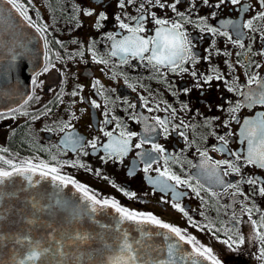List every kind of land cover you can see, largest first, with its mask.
Returning a JSON list of instances; mask_svg holds the SVG:
<instances>
[{
    "label": "snow or ice",
    "instance_id": "6c2138e0",
    "mask_svg": "<svg viewBox=\"0 0 264 264\" xmlns=\"http://www.w3.org/2000/svg\"><path fill=\"white\" fill-rule=\"evenodd\" d=\"M117 2L121 14L115 16V21L120 34H106L105 39L110 42V50L100 53L96 46L97 42L92 41L83 51L78 47V55L81 58L85 52L89 53L94 63L104 66L102 72L110 73L112 79L123 76L126 84L129 77L112 61L113 57L119 59L120 65L129 68L132 66L131 62L137 60L140 65L148 67L153 78L157 79L163 78L166 72L176 75L188 74L194 80L193 88L197 89L211 86L214 80L223 81L228 92L240 95L247 101V105L239 101L235 103L228 101L229 107L226 109L223 105L217 106L220 111L228 114V119L223 123L224 128H230L233 120L240 123L235 113L241 107L256 104L264 106V76L254 70L264 65L255 60L250 61L249 65H242L249 77L247 92L240 87L239 78L235 76L236 64L240 62L241 57L249 53L252 56L264 57V43L261 44V50L253 51L252 47L246 46L243 39L248 36L249 44H254L258 39L264 41V0H255L254 4L248 0H217L215 3L212 0H117ZM5 4L10 6V9H5ZM180 4L185 5L184 10L179 9ZM222 6H233V11H236L238 6V18L225 19L220 27L210 25L209 16L215 19L217 12L223 10ZM204 7L212 11L206 16H200L199 11ZM129 8H135L137 14H131ZM156 8L164 14H158L154 11ZM9 10L18 16L26 27L38 34L44 43V59L47 62L42 68L34 69L30 78L33 94L26 96L18 107L0 110V121L26 117L34 122L53 113V108L47 105L42 113L38 110L32 114L26 110L30 102L34 103L40 99L36 95V89L42 87L39 77L54 69L56 62L63 61L64 57L59 51L54 56L50 55L52 53L50 25L41 22L33 0L26 2L0 0V24L7 22L5 13ZM165 10H170L173 17H169ZM78 13L88 17L97 15L94 24L97 30L104 27V22L108 20L105 12L96 14L93 9H83L79 4L73 3L72 16L69 20L74 22V27L80 24ZM240 17H243V22ZM147 24H151L152 27H147ZM188 25H191L194 31L210 37L205 55L201 56L195 50L196 45L186 28ZM228 29L236 34L235 39ZM219 37H223L226 43L240 50L236 61L230 59L233 56L232 52L222 51L216 47ZM73 43L79 46L78 41ZM51 44L66 48L64 42L60 40H52ZM218 55L229 58L225 63L231 69L227 74L232 76L231 80L226 78L225 73L217 65L212 64V58ZM23 57L31 58L28 44L22 42L14 31L10 32L8 37L0 31V64H5L6 61L4 71H13L18 58ZM68 59L75 60L76 56L69 53ZM201 60L208 64L204 70L196 68ZM128 86L132 87L130 84ZM91 88L94 89L95 95L103 97L105 101L103 105L105 127L99 131L107 137L106 144H102L99 137L84 140L83 137L74 134L73 121L78 117L72 112L71 119L56 122L65 136L60 145L54 146L55 150L46 149L48 160L38 156L23 159L9 148L0 146V264H223L211 247L200 243L196 236L187 234L186 230L163 221L155 214L130 209L115 198L103 197L64 172L66 167H78L101 176L100 169L93 170L83 160L59 158L61 154L66 155L67 150L76 153L77 156H88L90 153L86 148L95 153L101 150V146L105 155L100 159L105 164L109 161L123 163L130 151L140 150L138 156L139 163L143 165L142 171L145 174L155 171L160 177L157 179L148 175V182L161 192L171 191L177 201L171 206L188 217L193 227L201 231L208 230L231 252L239 251L246 243L257 247L256 258L260 264H264V209L260 208L254 199L257 196L264 198V177L257 178L243 172V169L249 166L264 170V112L243 121L239 135L242 137L241 144L247 142L246 151H233L228 147L234 135L231 131L217 135L211 130L220 117H212L210 120L206 118L203 123L210 129L209 135L217 141V144L207 148L189 139L186 130L195 128L196 125L179 115L180 112L190 110L187 104L181 102L180 108H176L166 100H161L152 107L150 97L141 96L142 107L149 113L144 115L136 111V104L123 100L122 102L127 105L125 111L133 110L130 112V118L143 125L141 136L140 133L129 131L127 124L119 116L110 114L109 104L114 105L116 101L110 99L108 89L98 78ZM167 88L174 96L180 94L170 81H167ZM132 90L136 91V88L132 87ZM82 91L83 88L77 86L76 90L68 94L73 98V103H88L92 108L101 109L100 102L81 96ZM191 91L192 88H185L183 94L187 95ZM0 95H4L2 89ZM77 97H80L79 101L76 100ZM62 102V95H58L53 104ZM159 112H165L167 115L162 118L156 114ZM113 124V130H106L108 125ZM44 130L53 131L52 128ZM156 134L163 135L165 139L173 134L182 138L187 147H195L200 163L193 164L186 157L181 159L179 154L170 153L154 141L153 137ZM137 138L138 142L133 144V140ZM203 142L201 137V143ZM40 150H44L42 146ZM209 151L225 155V158L215 160L209 155ZM154 165L157 167L154 168ZM177 165L180 169H184L185 165L199 169L202 175L222 189L217 192L205 188L196 181L199 189L209 193L214 200L219 201L225 196L232 200V204L223 206L230 210V220L210 221L201 225L189 216L188 211L179 203L183 193L178 192L177 188L191 189L202 202L207 204V201L203 200L201 191L194 186L192 179L173 170ZM135 172L134 167L129 175H135ZM230 176H237L239 179L232 182L227 179ZM17 178L23 181L19 190L13 188L8 191L7 187ZM103 179L109 178L103 176ZM45 181L48 186H45ZM69 186L80 194L79 202L65 198L64 189ZM111 186L118 187L115 183ZM244 186H247V192L242 190ZM119 190L129 199H137L135 192L124 188ZM6 200L8 203H5ZM13 201L20 206L15 207ZM162 202L168 203L166 200ZM233 205L239 206V210ZM107 209L114 213L111 220L105 222L97 219ZM216 210L219 216L220 208L217 207ZM223 214L227 216L228 212L225 211ZM245 216L246 220L243 219ZM242 224L250 226L252 230L247 240L240 230ZM157 238H160L159 242ZM185 246H190V249Z\"/></svg>",
    "mask_w": 264,
    "mask_h": 264
},
{
    "label": "flooded vegetation",
    "instance_id": "af4514ba",
    "mask_svg": "<svg viewBox=\"0 0 264 264\" xmlns=\"http://www.w3.org/2000/svg\"><path fill=\"white\" fill-rule=\"evenodd\" d=\"M26 2V0H25ZM213 3L217 0H212ZM249 3H255V0H248ZM34 6L38 9L41 22L50 25L49 37L50 46L52 47L51 56H54L57 51L64 57L63 61L56 62V67L51 71L45 73L39 77L42 81V87L36 89V95L40 97L38 101L34 103L30 102L26 106V110L32 114L44 112V108H53V113L47 117H41L40 120L34 122L29 121L26 117H20L17 120H3L0 121V146L7 147L11 152L19 156L20 158L27 159L33 156H38L41 159L48 160L49 155L46 149L53 148L60 145L65 133L61 132L57 126V121L71 119V113L75 112L77 119L73 121L74 134L83 137L84 140H92L97 137L100 138L102 144L108 142L107 137H104L103 133L99 131L100 128L105 127L103 121L105 119L104 112V98L95 95L94 89L91 85L98 78L101 83L108 89V94L111 100L116 101V104H109V111L111 115L119 116L127 124L129 131L140 133L143 135V125L137 123L130 118V112L132 109H128L127 105L122 101L127 100L130 103L136 104V111L149 115V113L142 107L140 97H150L152 103L150 106L154 107L156 103L161 100H166L171 103L173 107L180 108L181 102L189 106V111L180 112L179 115L186 121L193 125L195 128L187 129L190 140H195L197 145L201 147L211 148V146L217 144L214 137L209 135L210 129L203 122L205 119H211L212 117H220L218 121H215L213 128L217 135H224L226 132L231 131L234 135L231 137V143L228 145L233 151L245 150L247 142L241 144L240 130L245 119L255 118L261 112H264V106L256 104L252 106L241 107L235 115L239 118L240 123H236L235 120L231 121L230 128H224L223 123L228 119L226 112L220 111L218 105H223L226 109L229 107L228 101L233 103L239 101L243 105H247V101L244 97L235 93L227 91L223 81L214 80L211 86H205L203 89L193 88L194 80L188 74L176 75L173 73H165L163 78H153L152 71L140 65L139 61H132V66H123L119 64V59L112 58V61L118 66L120 70L126 73L129 77L128 84L125 83L124 77L119 79H112L111 74H105L101 71L103 65L96 64L92 61L89 53L85 52L83 58L78 55L79 50L86 49L92 41L97 42V48L100 53H106L109 49L110 42L105 39L106 34H120V29L115 21V16L121 14V10L118 6L117 0H33ZM73 3L79 4L83 9H93L96 14L105 12L108 16V20L104 22L105 26L97 30L94 24L97 20V15L88 17L82 13L77 14V18L80 24L74 27V22L69 20L72 16ZM180 10L185 9L184 4H180ZM223 10L217 12L215 19L209 16L208 23L215 27H220V24L225 19H237V13L239 11L236 6V11H233V6H222ZM128 11L136 15L135 8H129ZM158 14L164 13L159 9H154ZM169 17H173V13L170 10H165ZM212 9L204 7L199 11L200 16L208 15ZM243 22V17H240ZM147 27H152L151 24H147ZM187 31L191 33L193 43L196 45L195 50L200 53L201 56L205 55V50L209 47L210 37L207 34L194 31L191 25L186 26ZM232 32L231 29H228ZM247 31V30H244ZM147 34V33H146ZM233 38H236V34L232 32ZM246 46L252 47L253 51L261 50V44L264 41L259 39L254 44H249V37H243ZM52 40L63 41L66 48L62 49L59 45H52ZM73 41H78L79 46L74 44ZM216 47L222 51H230L233 56L230 58L232 61H236L237 53L239 49L233 47L231 44L225 42L223 37L217 38ZM69 53L76 56L75 60H69ZM229 59L223 55L214 56L212 58V64L217 65L221 71L226 75V78L231 80L232 76L227 75L231 69L225 63V60ZM255 60L257 63L264 65V57L252 56L249 53L246 56L240 58V62L236 64L235 76L239 78L240 87L247 92L248 90V74L246 69L242 65H249L250 61ZM47 61H45L46 63ZM190 67L189 65H185ZM208 67V64L203 60L196 65V68L204 70ZM264 76V67L254 69ZM167 81H170L179 95H173L167 88ZM136 88V91L132 90V87ZM77 86L83 88L81 96L89 99H96L102 104L101 109L92 108L88 103L76 102L73 103V98L68 95L72 91L77 89ZM145 87L147 90H145ZM33 85L31 84L32 93ZM192 88V91L185 95L183 89ZM114 90V91H113ZM151 93V95H150ZM58 95H62V103L53 104L56 101ZM77 101L80 97L76 98ZM162 118L167 115L165 112L156 113ZM219 125V127H217ZM45 128H52L53 131H45ZM114 128L113 125H108L106 130L111 131ZM201 137L204 142L201 143ZM138 139L133 140V144L138 142ZM156 143L161 144L170 153L179 154L180 158H187L193 164H199L200 158L196 153L195 147L189 148L185 145L182 138L177 137L175 134L169 136L167 139L161 134H156L153 137ZM41 146L44 150H40ZM146 147H148L146 145ZM86 151L90 153L88 156H77L76 153L67 150V154H61L60 159L63 160H83L90 165L93 170L100 169L102 171L101 176H96L92 172L85 171L78 167H66L64 172L74 177L80 183L88 186L96 193L103 197L115 198L122 205L127 206L130 209L143 211L145 213L155 214L158 218L165 222L171 223L174 226H178L187 231V234L194 235L203 245L211 247L215 253L218 254L219 259L223 264H260L257 260V247L246 243L237 252L229 251L225 245L220 243L211 232L208 230L201 231L199 228L193 227L192 222L188 217L178 212L171 205L176 203V198L171 191L161 192L159 188L153 186L148 182V175H152L154 178L159 179L157 173L145 174L142 171L143 165L139 163L138 152L140 150L133 149L124 158L123 163L117 161L112 163H102L100 157L104 156L102 146L99 152L93 153L90 148H86ZM209 155L215 160H222L225 155L209 151ZM136 168L135 175H129V172ZM157 167L156 165L153 166ZM180 173L186 174V178L193 180L194 186L201 191V196L207 204L202 202L191 189L184 187L177 188L178 192L183 193L179 199L181 207H184L188 211L189 216L193 220L199 222L201 225L216 222L218 220H230V210L225 209L223 206L232 204V200L225 196L219 201L214 200L209 193L199 189L196 185V181L203 184L205 188L213 189L217 192L222 191L217 185H215L210 179L202 175L197 168H190L185 165L184 169H180L179 165L173 169ZM243 172L248 175H255L257 178L264 177V170L255 168L254 166L245 167ZM103 176H107L109 179H103ZM232 182H236L239 177L230 176L227 178ZM115 183L118 187L111 186ZM119 188H124L127 191L135 192L137 199H129L124 196ZM243 191H248L247 186H244ZM257 205L264 209V198L255 197ZM168 201L163 203L162 201ZM217 207L220 208V215L217 214ZM237 210L239 206L233 205ZM227 211L228 215L223 213ZM208 217L206 220L205 217ZM255 218V217H254ZM244 220L247 217H243ZM219 226V225H217ZM241 232L247 237L252 234L251 227L248 225L240 226ZM221 238H223L221 234Z\"/></svg>",
    "mask_w": 264,
    "mask_h": 264
},
{
    "label": "water",
    "instance_id": "95a60500",
    "mask_svg": "<svg viewBox=\"0 0 264 264\" xmlns=\"http://www.w3.org/2000/svg\"><path fill=\"white\" fill-rule=\"evenodd\" d=\"M5 9H10L7 4L4 5ZM7 17V22L5 24H0V31L3 32L5 37H8L10 32H15L17 37L24 43L28 44L30 50V57L18 58L17 66L11 72H5V64H0V89L3 90L4 95H0V110H8L11 107H18L23 103L26 96L29 95L31 91V80L33 76L34 69L42 68L45 59V48L43 41L39 38L32 29L26 27L18 16H16L10 10L5 13ZM23 61V63H21ZM26 65V66H25ZM23 181L17 178L11 185L7 187L8 191L14 189L19 190ZM45 186L47 182H44ZM49 191L51 188L49 186ZM64 196L66 199L72 200L74 202H79L80 194L77 193L71 186L64 189ZM5 203H8L6 200ZM15 207L20 205L15 204ZM114 213L111 209H107L104 213H101L97 219L102 221H110ZM125 227H128L125 225ZM135 235V232H133ZM160 238H157L159 242ZM190 249V246H185Z\"/></svg>",
    "mask_w": 264,
    "mask_h": 264
}]
</instances>
